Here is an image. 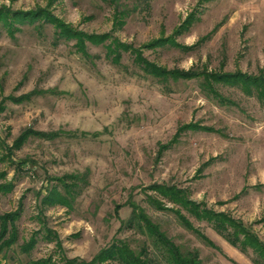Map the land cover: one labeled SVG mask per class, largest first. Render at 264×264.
Listing matches in <instances>:
<instances>
[{"label":"rangeland","instance_id":"1","mask_svg":"<svg viewBox=\"0 0 264 264\" xmlns=\"http://www.w3.org/2000/svg\"><path fill=\"white\" fill-rule=\"evenodd\" d=\"M34 12L84 34H112L135 49L162 38L192 47L143 49L148 61L169 71L264 75V0H0L8 16L0 22V216L20 215L18 242L2 251L0 264L90 262L118 240L152 255L147 235L122 227L133 204L182 250L198 251L202 264H254L252 252L241 253L181 210L213 246L187 230L173 212L179 207L151 188L182 190L264 243L260 102L227 86L218 87L227 100L218 102L202 91V79L161 85L129 53L121 67L111 64L102 46L88 44L86 59L53 25L13 19ZM190 16L189 31L177 35ZM27 132L58 137L19 141ZM70 176L81 178L71 209L42 203L57 179L72 184ZM31 239L36 244L24 253Z\"/></svg>","mask_w":264,"mask_h":264},{"label":"trees","instance_id":"2","mask_svg":"<svg viewBox=\"0 0 264 264\" xmlns=\"http://www.w3.org/2000/svg\"><path fill=\"white\" fill-rule=\"evenodd\" d=\"M123 15L126 14L120 15V17H125ZM7 17V14L0 13V22H5V19H8ZM120 17L118 16L117 18V25L118 23L119 25L123 23L120 21L118 22ZM13 19L20 24H25L26 22L35 24L43 20L53 25L58 38L66 41H75V47L78 53L86 59L91 58L88 53V44L95 47H104L106 50V59L117 67L122 66L123 54L129 53L136 68L145 76L153 78L161 85H167L170 82H179L181 80L202 79L200 83L202 91L218 102L223 103L227 101L218 91L219 86H227L237 88L247 96L255 97L264 107L263 73L259 77H251L241 73L210 74L195 73L192 71H169L148 61L144 57L143 49L156 50L165 48L166 46L183 51H190L192 49V47L185 48L180 46L173 39L162 38L144 46L142 49H135L122 44L119 40L114 38L112 34L88 35L77 32L45 12H34L22 16L14 15ZM194 21L195 19L192 16L187 18L176 31V34L181 35L189 31ZM9 27L10 25L7 24V28ZM10 31L11 30H9V32ZM184 129L211 131L210 129H203L193 125H188ZM25 135L27 136L21 138L19 141H23L26 137L33 135L48 140H53L58 137L57 134L44 135L35 132H27ZM18 146L19 145L16 147ZM165 148L166 146L162 149L164 150ZM68 180H72V184H68L65 179H57L56 181L59 183L57 184L58 186H55L49 191L42 203L50 206L59 205L71 209L72 203L76 198L77 190L80 188L79 183L81 182V178L70 176ZM4 188V186H0V192H2ZM151 190L157 193L163 200H167L169 203L178 206L179 209L173 210V212L177 216L179 223L187 230L196 233L210 246H213L211 242L193 228L191 222L183 215L182 211L186 212L197 221L206 222L228 244L238 249L241 253L248 254L252 252L255 257L253 260L254 264H264V243L251 228L245 226L242 222L235 220L227 214H215L212 211L202 208L201 205L190 201L187 194L177 188L154 186ZM149 202L158 210H166L163 203L158 199L149 198ZM19 216L18 213L0 216V255L2 251L11 248L18 242L19 232L16 222ZM122 227L127 230H135L142 235H147L148 239L151 241L154 253L152 255L149 254L147 248H143L141 252L138 253L131 248L128 242L118 240L108 249L100 251L90 262L78 259H65L64 264H202L198 251L182 250L181 247L174 244V242L160 230V227L155 225L146 213L135 204L132 205V217L127 222H123ZM35 244L36 240L31 239L30 242L24 246V253H29L34 248ZM49 263L50 261H40L36 264Z\"/></svg>","mask_w":264,"mask_h":264}]
</instances>
